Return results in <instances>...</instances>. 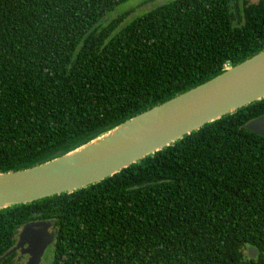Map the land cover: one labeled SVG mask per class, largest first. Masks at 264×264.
Masks as SVG:
<instances>
[{
  "label": "trees",
  "instance_id": "1",
  "mask_svg": "<svg viewBox=\"0 0 264 264\" xmlns=\"http://www.w3.org/2000/svg\"><path fill=\"white\" fill-rule=\"evenodd\" d=\"M125 1L0 0V171L67 152L264 49V0H171L100 23ZM260 115L264 98L100 182L0 209V257L23 224L52 220L49 264H264V137L244 127Z\"/></svg>",
  "mask_w": 264,
  "mask_h": 264
},
{
  "label": "water",
  "instance_id": "2",
  "mask_svg": "<svg viewBox=\"0 0 264 264\" xmlns=\"http://www.w3.org/2000/svg\"><path fill=\"white\" fill-rule=\"evenodd\" d=\"M233 3L234 0H229ZM264 98V49L227 64L209 79L147 108L77 147L29 167L0 171V209L69 193L112 176L122 168L165 148L186 134ZM244 127L264 137V115ZM52 220L21 227L15 245L25 264H41L54 242ZM258 251L247 247V255Z\"/></svg>",
  "mask_w": 264,
  "mask_h": 264
},
{
  "label": "rangeland",
  "instance_id": "3",
  "mask_svg": "<svg viewBox=\"0 0 264 264\" xmlns=\"http://www.w3.org/2000/svg\"><path fill=\"white\" fill-rule=\"evenodd\" d=\"M171 0H127L121 4H119L117 7H115L113 10L107 12L105 16L101 19L100 23H107L112 18L116 17L118 14L130 11V14L125 17L121 23V25L128 23L133 17L138 16L142 13H144L147 10L152 9L153 7L166 3ZM242 0H240L241 2ZM250 2H255L257 0H249ZM46 253V251H45ZM44 253L42 257L41 264H49V261L46 260Z\"/></svg>",
  "mask_w": 264,
  "mask_h": 264
},
{
  "label": "flooded vegetation",
  "instance_id": "4",
  "mask_svg": "<svg viewBox=\"0 0 264 264\" xmlns=\"http://www.w3.org/2000/svg\"><path fill=\"white\" fill-rule=\"evenodd\" d=\"M48 249V248H47ZM47 249H46V252H47ZM46 254V253H45ZM19 257H22L23 258V260H24V264H25V262H26V260H27V255H20V253H19Z\"/></svg>",
  "mask_w": 264,
  "mask_h": 264
}]
</instances>
